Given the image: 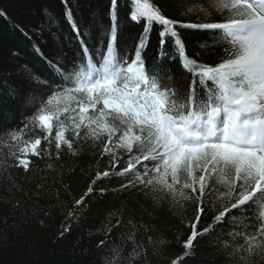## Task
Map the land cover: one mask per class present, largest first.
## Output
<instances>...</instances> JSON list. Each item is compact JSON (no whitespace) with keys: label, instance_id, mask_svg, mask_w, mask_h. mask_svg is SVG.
<instances>
[{"label":"snow or ice","instance_id":"snow-or-ice-1","mask_svg":"<svg viewBox=\"0 0 264 264\" xmlns=\"http://www.w3.org/2000/svg\"><path fill=\"white\" fill-rule=\"evenodd\" d=\"M129 2L125 22L141 30L127 46L118 40L123 31L119 0H110L107 27L91 13L100 30L91 50L85 41L91 39L92 26L84 24L81 31L67 7L65 18L76 33L79 51L68 58L53 50L49 59L33 43L50 69L52 82L25 65L33 82L47 85L49 94L26 93L23 103L34 108L33 114L21 127L0 132V178L18 187L10 170L28 172L31 156L58 160L65 149L76 156L85 148L95 154L99 147L100 156L109 157L111 171L97 172L92 184L116 176L127 181L120 190H138L153 212L167 205L182 216L191 208L192 231L183 242L189 250L198 236L210 233L227 217L230 240L223 241V247L233 264H264V0H203L205 7L196 11L203 12L207 22L198 15L196 23L169 18L160 0ZM40 14L44 19L37 34L57 23L47 7ZM154 27L159 29V44L154 63H148L145 53ZM178 29L208 32L211 43L200 47L217 59L205 63L200 52L186 54ZM170 45L174 54L169 53ZM177 56L191 74L186 88L181 83L184 78H176L163 64ZM9 96L15 99L16 92L10 90ZM37 130L42 135L24 139ZM53 147L55 153L50 151ZM121 149L127 154L126 166L117 171ZM104 191L100 189L101 194ZM92 192L89 185L85 195ZM84 203L83 197L75 201L77 206ZM14 207L19 208L20 202ZM141 208L147 212L143 204ZM209 213H214L212 223L197 232L201 216ZM128 224L134 229L127 235L133 241L131 261L146 249L135 241L136 225L130 219ZM141 226L145 231L151 227ZM105 243L101 240L98 247ZM166 243L160 240L161 245ZM122 251V245L112 248L105 264H116ZM190 255L186 251L171 264Z\"/></svg>","mask_w":264,"mask_h":264},{"label":"trees","instance_id":"trees-1","mask_svg":"<svg viewBox=\"0 0 264 264\" xmlns=\"http://www.w3.org/2000/svg\"><path fill=\"white\" fill-rule=\"evenodd\" d=\"M160 2L164 6V14L169 18L196 23L199 22V15L200 20L204 21L205 14L196 11L197 7H205L203 0ZM119 6L123 31L122 39L118 37V40L127 46L132 43L130 37L138 35L141 29L139 25L125 22V14L130 8L129 0H119ZM44 7L52 12L57 23L50 28L46 25L45 30L37 34L44 19L40 10ZM66 7L74 22L81 26V31L84 24L92 26L91 39L85 41L91 50L100 36L91 13L95 12L97 19L105 27L109 26L110 0H0V12L4 13L0 15V132L21 127L25 117L33 114L34 108L26 107L23 103L26 93L44 97L49 94L47 85L34 83L25 68L27 65L33 72L49 80V83L52 82L50 69L33 50V43L49 59L52 58L49 54L53 50L64 52L68 58L79 51L76 33L65 18ZM189 8L191 11H186ZM181 11H185V14L180 15ZM19 29H23L31 39ZM178 30L184 38L186 54L200 52L205 63L217 59L216 55H205L200 47L202 43H211L208 32ZM158 31L154 27L151 33L145 53L148 63H154L157 55ZM103 43L107 44L106 36ZM219 51L217 48L216 53ZM169 53L174 54L171 45ZM163 64L176 78H184L181 83L186 88L191 74L182 68L181 59L177 56L172 63L165 59ZM10 90L16 92L15 99L9 96ZM36 135L42 133L37 130L28 133L24 139H34ZM45 143L42 140L40 147L43 148ZM100 150L98 147L93 154V150L85 148L72 156L65 149L58 160L54 157L31 156L32 164L28 172L22 168L10 170L18 187L0 178V264H105V258L113 255L111 249L120 245L123 251L116 264H171L172 260L184 256L186 251H190L191 255L184 257L180 264H233L228 250L223 247V241L230 240L227 235L230 227L227 217L210 233L198 236L192 249H186L183 242L192 231L188 222L193 218V210L188 208L181 216L165 205L153 212L150 202L144 201L141 192L120 190L121 183H127L120 177L101 178L92 184L97 172L111 171L109 157H101ZM50 151L55 153V148ZM119 155L123 159L118 161L117 171L126 166L127 160L124 150L121 149ZM48 164H52L53 168H48ZM38 185L42 187L38 188ZM89 185L93 192L85 195ZM100 189L105 190L103 194ZM81 197L85 203L77 206L75 201ZM17 201L20 202L19 208L14 207ZM142 204L147 212L142 210ZM109 214H112L111 217ZM213 214L201 216L200 223L196 225L197 232L212 223ZM118 218L119 224L116 223ZM129 219L136 225V243L146 249L145 254L131 261L129 257L133 241L128 240L127 235L134 229L128 224ZM141 225L151 227L145 231ZM109 227L111 231H108ZM64 229L68 231L64 232ZM149 236L152 237L151 242ZM217 237L221 239L217 240ZM161 239L167 243L161 245ZM101 240L106 243L98 247Z\"/></svg>","mask_w":264,"mask_h":264}]
</instances>
